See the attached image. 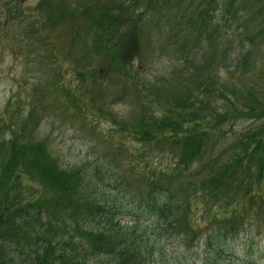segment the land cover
I'll return each instance as SVG.
<instances>
[{
	"label": "trees",
	"instance_id": "16d2710c",
	"mask_svg": "<svg viewBox=\"0 0 264 264\" xmlns=\"http://www.w3.org/2000/svg\"><path fill=\"white\" fill-rule=\"evenodd\" d=\"M16 1L0 0L6 23L17 22L23 39L37 38L44 58H60L48 28L71 22L68 51L75 41L82 47L73 52L77 81L61 83L58 92L81 110L101 100L103 114L107 101L131 91L139 114L117 123L118 130L147 150L131 172H119L126 186L113 180L108 192L102 182L109 180L93 173L101 174L98 166L63 167L46 140L34 136L33 107L25 117L19 106L13 118L0 114V264H144L154 252L151 235L192 239L206 213L205 222H233L219 227L224 237L245 232L250 212L264 218V0H35L30 7ZM150 30L159 51L181 62L171 78H141L152 52ZM115 72L124 87L114 97L98 90L93 98L92 87ZM242 117L258 118L257 125L233 129ZM226 136L233 138L224 143ZM115 149L136 148L121 141ZM149 149L172 161L153 165ZM115 190L139 200L141 207L126 212L138 216L135 222L118 216Z\"/></svg>",
	"mask_w": 264,
	"mask_h": 264
},
{
	"label": "rangeland",
	"instance_id": "374dc122",
	"mask_svg": "<svg viewBox=\"0 0 264 264\" xmlns=\"http://www.w3.org/2000/svg\"><path fill=\"white\" fill-rule=\"evenodd\" d=\"M16 3L30 7L35 0H17ZM5 12L0 6V114H3L6 119L13 118V113L17 112L15 108L19 106L25 117L33 107L35 120L38 121L34 136L46 140L50 152L61 166L71 167L81 163H85L91 169L98 166L101 174L97 171L93 172L96 180L104 176L111 183L102 182L105 189L112 188L113 180H117L114 184L117 183L119 187L126 186L119 182L117 178L119 172L124 170L131 172L137 162L143 158L142 153L145 155L147 150L143 146L139 147L134 139L123 137L124 135L118 130L117 123H132L139 114L137 113L138 105H130V102H133L131 91H127L124 97L113 98L111 103L107 101V105L102 107L103 114L97 110L101 100L96 101V107L90 106L89 109L81 110L58 92L62 86L61 83L74 85L77 81L72 69L75 56L73 52L80 51L82 47L79 42L75 41L73 52L68 51L71 46L68 41L71 22L60 20L53 27L48 28L49 33L47 34L51 37L53 49L60 57L59 61H53L50 56L44 58V53L46 55L47 52L39 48L37 38L23 39L17 33L19 26L17 22L8 21L6 23ZM14 32L18 36H15ZM156 39V31L150 30L148 48L152 52L147 57L149 58L148 67L141 74L142 79L150 81H158L161 75L173 77L175 75L173 69L181 64L173 56L160 52L161 44ZM221 73L223 76H230L227 70ZM156 74H158L157 78ZM260 80L264 84V77ZM124 85L125 81L122 78L111 76L103 82V85L96 84L92 87L91 94L95 98V93L101 90L113 94L114 97ZM7 104L8 107H6ZM257 119L254 117L238 118L232 128L251 129L257 125ZM14 122L18 123L17 118ZM232 138V136H226L223 142L227 143ZM121 141H125L127 146L131 145L136 149L133 152L116 150L115 148L120 145ZM147 156L155 166H166L172 161L168 154L156 153L154 149L151 151L149 149ZM146 161L144 159L140 165H145ZM24 184L28 186L29 182L24 180ZM134 186L144 188L140 183H134ZM35 187L33 185L34 190H36ZM116 189L118 190V187ZM108 192L114 191L109 190ZM116 195L118 196L116 203L122 209L118 216L124 221L135 222L138 216L129 215L126 212H129L130 208L141 207L138 205L139 200L133 201L129 196L120 192ZM145 208L144 205L142 210L144 211ZM206 217L207 213L199 217L201 219L199 236L188 239L189 244L175 234L165 239L151 235L150 247L153 248L154 253L147 260L150 262L146 261L144 264H264V218L262 216L254 219L250 212L245 217L246 231H240L234 237H229V235L224 237L218 232L219 227L223 225L229 228V225L233 224L232 221L224 223L229 221L228 219L205 222ZM151 220L143 223L151 224ZM250 222L252 224L249 226ZM155 237L161 239L157 245L153 244L158 240Z\"/></svg>",
	"mask_w": 264,
	"mask_h": 264
}]
</instances>
